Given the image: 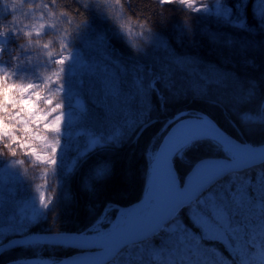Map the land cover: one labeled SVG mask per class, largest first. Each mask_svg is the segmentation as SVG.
<instances>
[{
    "label": "snow or ice",
    "instance_id": "obj_1",
    "mask_svg": "<svg viewBox=\"0 0 264 264\" xmlns=\"http://www.w3.org/2000/svg\"><path fill=\"white\" fill-rule=\"evenodd\" d=\"M78 2L88 7L89 0ZM99 2L123 6L122 0ZM154 3L164 8L179 5L187 13H208L217 24L245 34L237 39L231 32L207 26L204 33L213 43L228 48L236 45L242 55L264 51V0H212L210 4L207 0H154ZM56 5L57 0H0V57L8 51L16 53L10 64L0 62V158H14L11 164L0 165V170H7L20 181L25 175L11 169L25 164V160L17 159L21 152L30 161L34 159L45 168L51 166L54 172L57 169L63 128L66 122L69 124V112H65V98L69 99L71 93L68 78H75L73 68L77 60L82 65L89 62L72 42H65L66 37L61 39L60 51L55 56L50 50L52 41L41 44L46 29L56 27L43 22L57 15ZM24 8L28 12H23ZM36 12L40 14L38 18ZM18 13L25 19L31 13L32 22L17 23ZM59 15L68 17L69 12L61 11ZM84 23L85 20L81 25ZM139 26L147 28L146 24ZM23 39L29 46L40 45L57 66L42 81L21 75L25 64L16 61L21 60V53L27 52L26 45L20 43ZM155 39L159 48L169 52L171 65L189 74L188 69L194 68L191 66L195 61L171 54L166 40L159 36ZM11 43L17 45L18 51L9 48ZM246 63L251 65L252 60ZM171 74L169 70L167 75ZM213 85L230 91L235 120L229 128L204 114L180 113L169 121L146 152L148 167L143 193L131 206L110 214L103 210V215L81 232L37 233L30 229L45 217L54 200L41 192L38 200H32L35 212L21 217L17 221L19 227L0 229V254L16 247L37 252L26 261L13 264H264V140L241 139L245 132L264 130V102L255 112L245 110L244 106L256 96L255 82L250 81L246 87L235 73L222 72L215 66L198 75L194 89L204 91ZM124 93L122 85L113 91L114 96ZM137 97L143 104L146 90L139 80L136 91L127 93L118 107H104L109 116L122 114L133 124L137 121L132 119V105ZM77 109L83 114L87 106L82 101ZM138 122L142 124L143 120ZM37 141L44 146L40 150L35 146ZM98 144L99 137L91 134L81 155ZM200 145L210 146L215 155L191 160L190 153ZM107 171V167L101 168L96 175L101 178ZM131 209L138 211L133 213ZM43 249H71L76 254L57 260L44 257Z\"/></svg>",
    "mask_w": 264,
    "mask_h": 264
},
{
    "label": "trees",
    "instance_id": "obj_2",
    "mask_svg": "<svg viewBox=\"0 0 264 264\" xmlns=\"http://www.w3.org/2000/svg\"><path fill=\"white\" fill-rule=\"evenodd\" d=\"M207 2L210 4L212 0ZM122 3L123 6H106L99 0H89L88 7L85 8L78 0H57V15L43 21L56 25L55 28H47V34L40 38L41 44L53 42L50 50L54 56L60 51L61 39L66 37L65 42H72L89 61L87 65H82L77 60L73 68L75 78H68V89L71 93L69 99L67 96L65 98V112H69V124L66 122L63 128L58 160L78 131L83 134L86 131L101 133L107 140L105 139L102 147L97 145L85 155L77 156L72 168H67L65 160H59V163L57 161L55 172L51 166L45 168L34 159L30 161L22 152L18 153L17 159L25 160V164L11 171L24 174V180L20 181L7 170H0V215L3 213L0 217V229L19 227L17 222L10 221L5 216L9 210L5 204L10 197L20 195L29 200L33 198V193L40 191L39 195L43 192L54 200L45 217L32 226L30 231L85 230L102 215L105 206L129 205L142 195L148 167L146 151L153 139L164 130L169 116L172 118L175 114L187 110L191 114L208 115L225 128H229L230 122L235 120V105L230 91L214 85L204 91H196L194 87L198 83V75L207 72L210 66L227 73H232L230 68L234 67L237 70H240V67L248 70L253 65L261 67L260 65L264 64V51L242 55L236 45L228 48L211 42L204 33L207 26L215 31L231 32L237 39H242L245 34L232 32L230 28L217 24L208 13H187L179 5L164 8L157 6L154 0H122ZM22 11L28 12V9L24 8ZM61 11H68L69 16H60ZM39 15V12L35 13L37 18ZM68 20L72 21L71 24ZM84 20L86 23L81 25ZM31 22V13L28 19L18 13L17 23ZM39 22L37 19L36 23ZM121 24L123 28L120 27ZM141 24H146L147 28L140 27ZM147 29L152 31L148 32ZM156 36L168 42L171 54L195 61L191 66L194 68L188 69L189 74L171 65L169 52L158 47ZM20 43L26 45L27 52L21 53V60L16 63L25 64L21 75L26 79L42 81L57 67L51 63L46 50L40 45L29 46L26 39ZM210 47L212 50H218V53L213 54L215 56H210ZM9 48L18 51L15 43H11ZM15 54L12 51L5 52L1 60L10 64L12 55ZM229 57L237 58L236 66H231L233 63L231 64ZM247 60H252V64L246 63ZM169 70L171 76L167 75ZM235 74L246 87L250 81L255 82L256 96L244 106L245 110L255 112L259 104L264 102V81L255 73L250 72L246 76L243 70L237 73L235 71ZM137 80L146 90L144 103H139L137 97V102L132 105V119L137 122L129 124L128 117L122 114L109 116L104 106L118 107L127 93L136 91ZM120 85L125 93L114 96L113 91ZM156 85L158 89L155 88ZM159 95H162V98L158 97ZM82 101L87 106V111L80 114L77 105L82 104ZM140 113H144L143 117ZM153 118L155 121L138 134L141 126ZM140 119L143 120L142 124L138 122ZM83 134L76 135L75 138L80 141ZM49 138L51 139V134ZM241 139L252 142L264 140V130L245 132ZM35 146L38 150L44 147L39 141ZM127 151L132 158H129L131 165L128 166H133L135 171V175L130 178L116 171V167L124 162L123 156ZM211 155L215 153L210 146L200 145L192 150L190 158L198 160ZM13 159L0 158V165L7 166ZM104 167L108 168L107 173L98 178L97 171ZM118 179L120 181H117ZM113 181L124 184L121 192L114 191L112 187L116 183ZM74 208H77L76 212L74 211V219H67L65 212L71 213ZM107 211L109 212V208ZM34 212L33 207L24 210L19 218ZM73 251L75 250L43 249L41 254L63 256ZM36 255L37 252L32 249L16 247L0 255V264Z\"/></svg>",
    "mask_w": 264,
    "mask_h": 264
},
{
    "label": "rangeland",
    "instance_id": "obj_3",
    "mask_svg": "<svg viewBox=\"0 0 264 264\" xmlns=\"http://www.w3.org/2000/svg\"><path fill=\"white\" fill-rule=\"evenodd\" d=\"M209 50H211L212 52H210L211 53V55L210 56H215V55H213L214 53H216L218 50H212L211 49V47L210 48H208ZM218 53V52H217ZM217 56V55H216ZM229 59L230 60H232L231 61V66H236L237 64H235V63H237V58H230L229 57ZM234 59V60H233ZM235 61V62H234ZM0 62H1V59H0ZM261 67H256V65H253L252 66V68H250V69H245V68H239L240 70H237V68L236 67H234V68H230V71L232 72V73H235V71H236V73L237 72H241L242 70H243V74L245 73L246 74V76H248V73L250 74V72L251 73H255L256 75H258L259 77H260V80L261 81H264V64L262 65H260ZM246 79V78H245ZM153 82H154V80H153ZM157 86L158 85H156V87L155 88H157ZM158 89V88H157ZM159 91V90H158ZM157 91V92H158ZM158 97H160V98H162V95H159ZM233 106V105H232ZM233 108H235L234 106H233ZM164 112H166V110L164 111ZM189 114H191V113H189ZM195 114H199V113H195ZM168 120H167V122H166V124H165V126H164V130L167 128V126H168V122L169 121H171V120H173L174 118L172 117V118H170V116L167 118ZM141 132V131H140ZM139 131H138V134L140 133ZM114 133V132H113ZM80 134H83L82 133V131H78V133H76L75 134V137H76V135H80ZM91 134H94L95 136H97V137H99V139H100V144H98V146H100V147H102L103 146V144L106 142V140H107V138H105V135L103 134H99V133H94V132H90V131H86V133H84L83 134V137H80V141H78L74 136L72 137V139H71V141H72V143L70 144V146H68L67 148H66V150H64V152L61 154L62 155V157H60V159L59 160H65L64 162L67 164V168H72L73 167V165L76 163V157L77 156H79V157H81V156H83V155H81V153L84 151V149H85V147H86V143H87V140H88V137L91 135ZM158 138V137H157ZM106 139V140H105ZM152 145V144H151ZM151 145L149 146V147H151ZM148 147V148H149ZM148 150V149H147ZM147 152V151H146ZM132 156H134V154H132ZM129 158H131V154H130V152L129 151H127L125 154H124V156H123V163L120 165V166H117L116 167V171L117 172H121V173H123L124 175H125V177L126 178H130V176H132V175H135V171H134V168H133V166H128L129 164H130V159ZM203 158V157H202ZM121 159V158H120ZM132 159V158H131ZM191 159V158H190ZM200 159V158H199ZM59 160H58V163H59ZM131 165V164H130ZM133 177V176H132ZM131 177V178H132ZM121 182H123V181H121ZM124 184H121V183H116V185L114 184V186L112 187V188H114V191H116V193H119V192H121L122 191V187H124L123 186ZM99 188V187H98ZM109 189V188H108ZM40 192V191H39ZM39 192L37 191V193H35L36 194V196H35V194L33 193L32 194V196H33V198H31V199H29V200H26V199H24L22 196H20L19 195V197H17V195L16 196H14L13 198H9L7 201H6V204L5 205H7L8 206V208H9V210L7 211V214H5V216L7 217V219L9 218V220L10 221H15V222H17L20 218V216H21V214L24 212V210H28V209H32V200H34L35 198L38 200V198H39ZM81 193V192H80ZM79 193V194H80ZM82 196V195H81ZM80 199H81V197H80ZM4 205V207H6ZM77 205V204H76ZM24 207V208H23ZM77 208H78V206H77ZM77 208H74L72 211H71V213H68V211H66L65 212V215L67 216V219H69V220H72V219H74V214H75V210H77ZM109 208V214L111 213V211H113V210H116V209H118V207H116V206H114V205H107V206H105L104 207V209L103 210H105V211H107V209ZM75 211V212H74ZM74 212V213H73ZM102 214H103V212H102ZM3 216V213H1V215H0V217H2ZM12 219H14V220H12ZM86 230V229H85ZM59 231H74V230H59ZM82 231H84V230H82ZM32 232H56V231H42V230H38V231H32ZM1 255V254H0ZM44 257H55L56 259H58L59 257H61V256H45V255H43ZM32 257H34V256H27V257H25V258H21V259H18V260H22L21 262H23V261H26L27 259H29V258H32ZM15 261H17V259L16 260H9V261H4V262H2L1 264H13V262H15Z\"/></svg>",
    "mask_w": 264,
    "mask_h": 264
},
{
    "label": "water",
    "instance_id": "obj_4",
    "mask_svg": "<svg viewBox=\"0 0 264 264\" xmlns=\"http://www.w3.org/2000/svg\"><path fill=\"white\" fill-rule=\"evenodd\" d=\"M180 113H188V111H186V110H185V111H181V112L177 113V114L175 115V117H177L178 114H180ZM175 117H174V118H175ZM154 121H155V119L153 118V119H151V120L145 122V123L141 126V128L139 129V132L142 131V129H143L144 127L150 125V124L153 123ZM61 232L68 233V234H72V233H75V232H81V231H56V232H51V233H52V234H58V233H61ZM37 233H49V232H37ZM37 239H39V238H37ZM68 239L75 240L76 238H75V237H69ZM75 254H76V253L73 252V253H71V254H69V255H66V256L61 257L60 259H62V258H64V257L72 256V255H75ZM58 260H59V259H58Z\"/></svg>",
    "mask_w": 264,
    "mask_h": 264
},
{
    "label": "bare ground",
    "instance_id": "obj_5",
    "mask_svg": "<svg viewBox=\"0 0 264 264\" xmlns=\"http://www.w3.org/2000/svg\"><path fill=\"white\" fill-rule=\"evenodd\" d=\"M207 116V115H206ZM209 117V116H208ZM210 118V117H209ZM211 119V118H210ZM212 120V119H211ZM201 159V158H200ZM116 181V180H115ZM115 181H113V182H115ZM117 181H120L119 179L117 180ZM115 183H118V182H115ZM159 194V186L157 185V195ZM150 195H151V193H150ZM134 203V202H133ZM133 203H131V204H133ZM131 204H129V205H125V206H120L119 208H122V207H126V206H131ZM118 208V209H119ZM131 212H133V213H136L137 211H138V209H131L130 210Z\"/></svg>",
    "mask_w": 264,
    "mask_h": 264
}]
</instances>
